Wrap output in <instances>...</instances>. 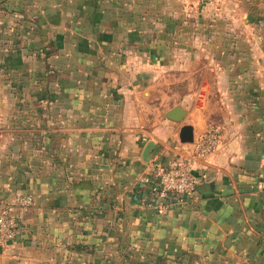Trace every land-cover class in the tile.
I'll use <instances>...</instances> for the list:
<instances>
[{"label": "crops", "instance_id": "crops-1", "mask_svg": "<svg viewBox=\"0 0 264 264\" xmlns=\"http://www.w3.org/2000/svg\"><path fill=\"white\" fill-rule=\"evenodd\" d=\"M210 125L195 198L139 178ZM0 264H264V0H0Z\"/></svg>", "mask_w": 264, "mask_h": 264}, {"label": "built area", "instance_id": "built-area-1", "mask_svg": "<svg viewBox=\"0 0 264 264\" xmlns=\"http://www.w3.org/2000/svg\"><path fill=\"white\" fill-rule=\"evenodd\" d=\"M199 5H215L222 0H196ZM222 132L210 125L198 134L190 147L172 160L163 162L153 158L145 165L139 178L145 191L147 205L158 213L180 207L195 198L198 186V163L212 157L221 143ZM34 203L31 194H21L14 201L0 199V245L8 246L21 232L19 213Z\"/></svg>", "mask_w": 264, "mask_h": 264}, {"label": "water", "instance_id": "water-1", "mask_svg": "<svg viewBox=\"0 0 264 264\" xmlns=\"http://www.w3.org/2000/svg\"><path fill=\"white\" fill-rule=\"evenodd\" d=\"M179 139L183 143L193 142V130L190 125H185L181 128L179 133Z\"/></svg>", "mask_w": 264, "mask_h": 264}]
</instances>
